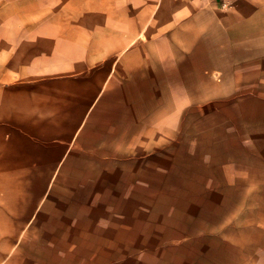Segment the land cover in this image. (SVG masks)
I'll return each instance as SVG.
<instances>
[{"label": "crops", "instance_id": "crops-1", "mask_svg": "<svg viewBox=\"0 0 264 264\" xmlns=\"http://www.w3.org/2000/svg\"><path fill=\"white\" fill-rule=\"evenodd\" d=\"M159 110L212 127L230 248L264 264V0H0V264H118Z\"/></svg>", "mask_w": 264, "mask_h": 264}, {"label": "rangeland", "instance_id": "rangeland-1", "mask_svg": "<svg viewBox=\"0 0 264 264\" xmlns=\"http://www.w3.org/2000/svg\"><path fill=\"white\" fill-rule=\"evenodd\" d=\"M163 116L159 110L152 118V129H142L140 152L132 155L136 158L128 170L141 182L126 185L119 202L126 228L134 229L125 233L118 264L244 262L239 257L244 254L234 245L230 248V240L232 236V242H244L245 234L230 233L228 201L218 200L224 195L213 190L218 170L214 169L212 127L189 120L171 128L161 120ZM182 128L188 130V143H181ZM201 128L209 131L204 145L197 133ZM197 179L206 185L197 188Z\"/></svg>", "mask_w": 264, "mask_h": 264}]
</instances>
